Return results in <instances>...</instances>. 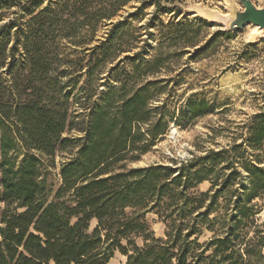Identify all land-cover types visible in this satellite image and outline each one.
<instances>
[{
    "label": "trees",
    "instance_id": "16d2710c",
    "mask_svg": "<svg viewBox=\"0 0 264 264\" xmlns=\"http://www.w3.org/2000/svg\"><path fill=\"white\" fill-rule=\"evenodd\" d=\"M125 2L0 0V264H109L116 251L128 257L127 264H264V231L249 221L254 202L264 198L262 167L246 161L249 184L243 179L242 195L226 202L231 214L211 217L237 172L212 197L189 196L208 179L206 169L123 164L138 160L167 132L147 108L151 84L130 96L110 90L102 103L85 105L82 128L70 119L69 102L80 81L63 82L67 72L59 70L56 39L69 33L57 27L111 20ZM13 8L18 10L5 22ZM209 113L207 102L188 101L192 120ZM75 128L80 139L63 137ZM243 143L263 163V114L254 116ZM72 145L77 152L62 165V185L50 201L44 159ZM224 153L207 160L215 166ZM153 212L166 226L162 237L148 224ZM207 232L211 237L201 241Z\"/></svg>",
    "mask_w": 264,
    "mask_h": 264
},
{
    "label": "rangeland",
    "instance_id": "374dc122",
    "mask_svg": "<svg viewBox=\"0 0 264 264\" xmlns=\"http://www.w3.org/2000/svg\"><path fill=\"white\" fill-rule=\"evenodd\" d=\"M125 1L111 20L89 25L66 20L57 27L64 35L69 33L64 37L57 33L56 39L59 70L67 72L63 82L80 81L69 102V117L82 128L87 120L85 105L102 103L110 90L117 97L130 96L151 84L147 108L154 122L163 121L167 132L138 160L123 164L131 169L154 165L180 168L192 163L195 171L206 169L208 179L189 189V196L210 192L212 197L237 172L236 181L221 195L220 207L211 217L229 215L232 206L226 208V202L233 203L242 195L243 179L249 184L245 162L264 169V161L256 162L257 152L243 143L254 116L264 115V33H255L252 24L229 30L235 13L244 10L241 0ZM251 1L264 8V0ZM16 10L13 8L4 21L12 19ZM104 44L111 48L109 54L99 48ZM189 100L207 102L210 113L192 120L187 114ZM82 136L78 128L63 135L75 140ZM240 145L242 148L233 150ZM225 151L229 153H224L217 165L208 162V156ZM76 152L72 145L54 158L44 159L42 172L51 190L50 201L62 185V165ZM214 183L217 186L213 187ZM254 204L249 221L254 220L264 231V198ZM147 221L156 237L165 235L166 226L156 213H148ZM254 230L250 226L251 234ZM211 235L205 233L201 241ZM127 261L126 255L116 251L109 264Z\"/></svg>",
    "mask_w": 264,
    "mask_h": 264
},
{
    "label": "water",
    "instance_id": "95a60500",
    "mask_svg": "<svg viewBox=\"0 0 264 264\" xmlns=\"http://www.w3.org/2000/svg\"><path fill=\"white\" fill-rule=\"evenodd\" d=\"M243 11L236 12L229 23V30H241L247 25H256L264 29V8H258L251 0H241Z\"/></svg>",
    "mask_w": 264,
    "mask_h": 264
},
{
    "label": "bare ground",
    "instance_id": "6f19581e",
    "mask_svg": "<svg viewBox=\"0 0 264 264\" xmlns=\"http://www.w3.org/2000/svg\"><path fill=\"white\" fill-rule=\"evenodd\" d=\"M253 29L255 33H260L261 31L264 33V29H261L259 26L253 25Z\"/></svg>",
    "mask_w": 264,
    "mask_h": 264
}]
</instances>
